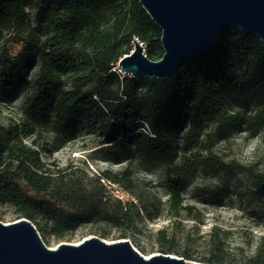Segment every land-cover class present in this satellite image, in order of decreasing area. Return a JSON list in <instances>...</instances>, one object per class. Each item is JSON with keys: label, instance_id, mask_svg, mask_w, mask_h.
<instances>
[{"label": "trees", "instance_id": "trees-1", "mask_svg": "<svg viewBox=\"0 0 264 264\" xmlns=\"http://www.w3.org/2000/svg\"><path fill=\"white\" fill-rule=\"evenodd\" d=\"M160 38V28L138 0H0V93L17 76L31 92L20 107L21 124L0 125V208H10L16 220L27 219L55 239L100 223L131 231L142 210L148 217L150 209L160 214L156 205L141 210L125 205L108 195L101 181L129 190L138 156L164 170V210L171 223L181 213L199 221V212L184 204L181 191L201 152L210 153L231 130L252 136L264 130V44L231 27L216 36L203 57L184 64L168 80L117 72L116 64L130 53L134 40L144 45L150 60H160ZM76 120L87 121L102 135L112 161L124 156L128 165L89 182L75 178L68 168L47 166L36 139L45 132L66 144L74 139ZM180 120L188 127L178 137ZM214 168L228 167L215 160ZM247 171L255 188L264 190V170ZM194 192L200 197L215 193L209 187ZM166 231L157 234L162 253L179 254ZM227 235L213 226L205 238L208 254L197 262L233 264L226 260ZM106 237L105 232L100 236ZM263 262L264 238L247 264Z\"/></svg>", "mask_w": 264, "mask_h": 264}, {"label": "rangeland", "instance_id": "rangeland-1", "mask_svg": "<svg viewBox=\"0 0 264 264\" xmlns=\"http://www.w3.org/2000/svg\"><path fill=\"white\" fill-rule=\"evenodd\" d=\"M30 16L33 19L34 13H30ZM115 69L119 72L118 63ZM25 77H31L30 71ZM20 78L21 76H17L12 85L0 93V125L6 126L10 121L21 124L20 107L31 92L19 83ZM254 88L253 83L248 90L251 92ZM179 123L181 126L177 129L178 137L188 127L183 120ZM208 127L207 130L212 128L211 125ZM73 130L74 139L66 144H59L51 134L45 132L36 139L35 148L42 161L50 168H68L75 178L89 182L106 171L119 172L128 165L124 156H120L117 162L109 158L107 151L110 147L101 143L102 135L94 131L87 121L76 120ZM33 139L34 136L27 142L30 143ZM215 160L221 161L228 168L217 171L214 168ZM249 168L257 173L264 170V130L254 136L240 130H231L226 136H220L210 153L201 152L194 175L185 178L181 191L184 204L193 206L199 212V221H193L186 213H181L176 223L172 224L164 210L168 200L164 170L152 160L139 159L136 156L133 185L129 190L106 181L101 183L108 195L121 199L125 205L133 203L141 210L145 205L154 204L159 215L154 209H150L148 217L142 210L141 217L135 218L131 231L118 230L100 223L95 226H82L62 239L38 233L48 248L55 249L61 244L77 245L92 237L100 238L105 232L107 237L103 241L113 243L128 240L139 254L149 258L163 254L157 242V234L167 228L165 237L167 240H174L173 250L179 253L168 255L182 258L180 253H187L196 260L189 262L199 263L197 261L208 254L206 235L213 226H218L228 232L227 262L247 264L255 256L264 238V220L261 219L264 211V190L255 188L247 171ZM197 187H209L215 193L200 197L194 192ZM11 212L10 208L1 207L0 222L10 224L17 221ZM124 233L127 238H120Z\"/></svg>", "mask_w": 264, "mask_h": 264}, {"label": "water", "instance_id": "water-1", "mask_svg": "<svg viewBox=\"0 0 264 264\" xmlns=\"http://www.w3.org/2000/svg\"><path fill=\"white\" fill-rule=\"evenodd\" d=\"M161 30L163 55L150 60L138 40L118 61L119 72L164 81L184 64L200 59L216 36L237 28L264 44V0H138ZM0 264H199L168 254L144 258L128 240L107 243L92 237L80 244L48 248L27 219L0 222Z\"/></svg>", "mask_w": 264, "mask_h": 264}, {"label": "built area", "instance_id": "built-area-1", "mask_svg": "<svg viewBox=\"0 0 264 264\" xmlns=\"http://www.w3.org/2000/svg\"><path fill=\"white\" fill-rule=\"evenodd\" d=\"M141 45H143V44L141 43ZM143 47H144V45H143Z\"/></svg>", "mask_w": 264, "mask_h": 264}]
</instances>
